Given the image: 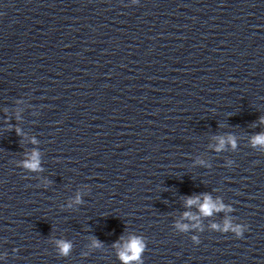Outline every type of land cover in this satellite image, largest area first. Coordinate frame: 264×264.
<instances>
[{"label":"clouds","instance_id":"obj_1","mask_svg":"<svg viewBox=\"0 0 264 264\" xmlns=\"http://www.w3.org/2000/svg\"><path fill=\"white\" fill-rule=\"evenodd\" d=\"M229 141L235 146V141L233 138L229 137ZM225 140L223 138H220L219 146L217 148V151L221 150L224 147ZM253 146L256 145H264V134H259L252 139ZM202 163V162H201ZM24 166L31 170V171H39L40 170V160H39V153L33 152L30 159L26 160L24 162ZM76 202H80L79 196L76 198ZM199 203V198H189L186 201V204L188 206H191L193 204ZM223 209V205H217L212 202L211 197L205 195L204 203L200 206V211L203 215H211L214 210L219 211ZM188 215L187 213L185 214ZM231 228L232 231L236 233V237L240 238L243 236L244 229L240 226L233 227L231 224L226 223L225 230H228ZM197 244H199V241H195ZM58 246L61 250V254L66 255L70 249L71 244L65 241H58ZM127 251L126 252H120V258L124 262V264H130L131 261L139 262L140 256L144 249V244L140 238L133 237L130 239V241L125 246Z\"/></svg>","mask_w":264,"mask_h":264}]
</instances>
